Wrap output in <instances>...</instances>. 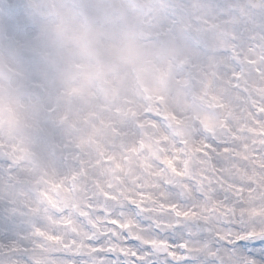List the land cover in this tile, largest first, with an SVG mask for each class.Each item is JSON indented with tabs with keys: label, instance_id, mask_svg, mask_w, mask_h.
Here are the masks:
<instances>
[{
	"label": "clouds",
	"instance_id": "1",
	"mask_svg": "<svg viewBox=\"0 0 264 264\" xmlns=\"http://www.w3.org/2000/svg\"><path fill=\"white\" fill-rule=\"evenodd\" d=\"M0 264H264V0H0Z\"/></svg>",
	"mask_w": 264,
	"mask_h": 264
}]
</instances>
